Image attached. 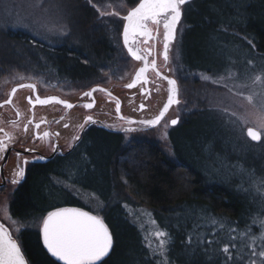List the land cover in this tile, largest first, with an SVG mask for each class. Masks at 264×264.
Segmentation results:
<instances>
[{"label":"trees","instance_id":"1","mask_svg":"<svg viewBox=\"0 0 264 264\" xmlns=\"http://www.w3.org/2000/svg\"><path fill=\"white\" fill-rule=\"evenodd\" d=\"M10 2L17 13L28 8V0ZM47 2L59 6L63 13V21L56 24L59 37L52 41L40 39L38 33L24 27L4 26L0 19V73L22 68L31 47L32 55L36 50L51 51L60 79L68 76L91 80L96 71L108 73L117 67L113 32L118 22L110 16L99 18L97 10L128 7L132 5L130 0H45L44 4ZM182 22V35L173 57L182 84V100L185 95L190 102L193 96L196 103L201 83L215 86L210 79L216 70L232 66L245 71L241 70L245 62L250 64L248 70H254L264 64V0H195L186 5ZM207 108L210 106L183 117L180 128L172 134L171 155L149 140L126 142L120 135L96 132L86 155L77 162L55 166L53 171L46 166L43 174H30L10 199L11 215L24 223H36L35 219L58 208H87L71 188L79 189L77 193L93 192L102 202L100 212L113 234L114 250L105 258V264H142L140 234L122 207L126 203L147 210L158 226L173 221L180 234L187 228L179 219L194 224L197 217L211 215L237 218L244 209L241 199L245 194L223 183L222 176L218 179L212 162L201 166L193 160L215 138H221L217 133L225 126L211 115L202 118L204 123L191 136L184 132ZM39 224L38 228L21 230L17 236L28 264H61L46 253L42 222Z\"/></svg>","mask_w":264,"mask_h":264},{"label":"rangeland","instance_id":"2","mask_svg":"<svg viewBox=\"0 0 264 264\" xmlns=\"http://www.w3.org/2000/svg\"><path fill=\"white\" fill-rule=\"evenodd\" d=\"M44 1L28 0L27 10L21 8L22 12L17 13L13 11L10 0H0V19L5 22L4 26L24 27L30 33L32 31L38 33L40 39L46 41L57 39L60 33L56 24L63 21V13L59 6L56 7L52 2L45 5ZM125 11L122 8L107 6L105 9H98L97 14L99 17H111ZM57 35L58 37H55ZM130 65L129 72L121 75L118 83L127 82L136 63L131 61ZM249 65L245 62L241 69L245 71H238L232 66H229L228 70L225 68L216 70L210 79L215 86L201 83L195 96L196 103L193 102V96L189 102V96L184 95L182 100L180 94L179 105L171 114L182 118L189 117L203 106H210L207 111L203 110L201 116L194 118L189 129L184 130L189 136L194 129H199L204 123L202 118L207 119L211 115L225 126V130L217 133L221 138H215V141L204 148L202 154H197L198 157L194 156L193 160L201 166H205V163L210 165L212 162L211 168L214 166L216 169L214 171L216 173L218 171V179L222 176L220 179L224 181L223 183H227L233 189L238 187L239 191L245 194L241 199V206L244 208L242 213L237 218L213 215L207 218L197 217L194 224L185 218L179 219L180 224L187 228L180 234L178 230L176 231L173 221L158 226L144 208L127 203L122 205L129 220L139 231L140 245L143 249V255L140 256L142 264L144 261V264H249L251 248L255 247L257 251L264 250V139L256 143L245 136V130L250 126L264 135V64H260L254 70L250 68L248 70ZM169 69L170 72L175 71L172 60ZM112 82L108 79L107 84ZM180 89L183 93L181 83ZM128 99V96L124 97V100ZM167 126V121H164L151 131L126 135L125 139L134 135L137 138L140 136L141 139L147 138L161 145L162 149L171 155V147L164 135ZM216 153L218 157L215 156ZM210 154L215 158L211 159ZM63 186L68 187L66 184ZM71 190L75 191L77 198L80 197L82 203L87 206V209L85 208L87 211L103 218L100 212L102 202L93 192L80 190L77 193L79 189ZM57 198L60 200L59 196ZM0 214L5 226L9 227L16 240L21 230L34 226L38 228L41 221L39 217L35 219L36 223L32 224L10 219L5 201L0 205ZM157 232H164L166 235L161 240L156 236ZM209 240L213 242L207 243ZM226 244L235 245L234 248H230L231 259L227 258L229 254L222 251ZM256 260L257 264H261L260 258Z\"/></svg>","mask_w":264,"mask_h":264},{"label":"flooded vegetation","instance_id":"3","mask_svg":"<svg viewBox=\"0 0 264 264\" xmlns=\"http://www.w3.org/2000/svg\"><path fill=\"white\" fill-rule=\"evenodd\" d=\"M194 1L185 0V3L180 6L182 16L175 26L174 40L170 42L167 61L163 59L162 25L158 31L152 32L151 39L142 36L130 37L132 46L139 49L142 54H147L148 48L151 46L153 51L151 55L147 56L148 60L155 58L161 76H167L177 81L178 102L168 109L157 124L167 121V131L164 135L171 149L173 148L172 134L180 128L183 118L171 115L175 107L179 105L181 92L176 71L170 72L169 64L172 60L174 69L173 57L182 35L185 7ZM132 6H124L122 8V10H126L124 13L118 12L117 16H111L116 18L117 25H119L118 29L113 32V47L116 48L117 53V58L115 57L114 60L118 64L111 71L112 73H103L102 70H98L92 75L91 80L90 78L75 80L68 76L60 79L56 76V70H54L51 61V51L36 50L32 55V47L28 50L30 55L27 56L22 68H10L9 72L0 73V140L6 141L9 145L6 160H0V205L4 201L6 202L10 219L23 222L11 215L9 203L12 195L27 181L29 175L36 171H41L43 174V167L46 166L53 171L55 166H61L71 161L77 162L81 156L86 155L88 147L91 146L89 142L96 132L101 131L108 134L111 132L120 135L126 142L134 139L146 141L147 138L141 139L140 136L137 138L136 135L129 139H125V136L145 133L157 127V125L150 126L140 122L155 119L164 108L170 94L167 81L157 77L149 66V71L146 73L149 83L143 86L144 94L141 93V84L139 83L132 89L126 87L134 80L136 71L143 66L141 62L130 56L127 46L123 43V25L126 22L122 17L127 15ZM149 27L153 26L149 25ZM131 61L136 63V67L131 72L129 79L127 82L118 83L120 76L129 72ZM108 79L113 82L107 84ZM28 85H34L35 88L28 87ZM70 87L72 88L70 89ZM93 88L105 91L94 92V107L85 109L83 105L90 103L91 100L84 97L83 93ZM37 95L42 99L57 97L74 107L65 108L62 104L54 101L40 105L35 102ZM125 96H128L129 99L124 100ZM30 97L33 103L29 102ZM7 101L10 103H6ZM117 103H119V111H117ZM141 105H143V109H141ZM89 116L92 117L94 123H85ZM173 119H177L176 125L170 124ZM37 123L41 125L39 130L34 127ZM130 129H135V131H130ZM37 131L40 134L39 138L35 135ZM44 132H48L49 136H43ZM53 145H58L55 152L52 151ZM26 149H31V151H26ZM16 153L21 154L19 159ZM25 160L28 161L26 165L23 164ZM18 165L24 168L25 174L22 178H17L19 183L13 184L11 181L16 178L14 174L18 170ZM76 208L87 211V208L82 206ZM44 217H39L41 218L40 223ZM0 223H4L1 214ZM60 263L62 264V262Z\"/></svg>","mask_w":264,"mask_h":264},{"label":"snow or ice","instance_id":"4","mask_svg":"<svg viewBox=\"0 0 264 264\" xmlns=\"http://www.w3.org/2000/svg\"><path fill=\"white\" fill-rule=\"evenodd\" d=\"M133 5L131 10L122 19L126 23L123 25V43L127 46V52L136 61L143 64L136 73L135 79L131 83H128L126 87L132 89L136 84H141V93L144 94V85L149 81L146 78V73L151 70L155 72L157 77L165 79L169 85V97L167 103L164 105L163 110L152 120L141 121L140 123L154 126L157 125L164 117L168 108L176 101L177 93V81L175 79L168 78L167 76H161V72L157 67L155 58L148 60L147 56L152 54V47L148 48L147 54L132 46L130 37L142 36L151 39L152 32L158 31L160 26L163 27V59L168 60V52L170 42L174 40V29L181 19L182 12L180 6L185 3V0H130ZM149 25L153 27L150 28ZM28 87L35 88L34 85H28ZM96 91H105L104 89L93 88L90 91L83 93L84 97H88L91 102L83 105L85 109H91L94 107L93 94ZM111 95V93H108ZM56 102L62 104L65 108H72L74 105L60 100L57 97L52 98H40L36 96L35 102L40 105H45L50 102ZM29 102L33 103L32 98H29ZM6 103H10L7 101ZM143 109V105H141ZM117 111H119V103H117ZM85 123H94L92 117L86 118ZM177 120H171L172 125H176ZM27 127V126H26ZM34 127L39 130L41 125L35 124ZM67 127V125H65ZM135 131V129H130ZM39 138V132L35 133ZM246 135L252 141H261L264 139V135L257 129H248ZM43 136H49L48 132H44ZM58 145L52 146V151H57ZM9 145L6 141L0 140V160H6ZM31 151V149H26ZM19 159L20 153H16ZM46 159L45 157H41ZM28 161H23V164H27ZM15 177L12 179L13 184L19 183V179L25 174V170L20 165L17 166ZM42 243L46 249V253L50 254L57 261L62 264H105V258L110 255L114 250L113 234L103 218L99 215H94L89 211H84L76 207H64L58 208L54 211L47 213L46 217L42 220ZM166 233L157 232L156 236L161 238ZM215 235V232L213 233ZM190 239V238H189ZM209 240L207 243H212ZM235 245H224L222 251L228 255V259H231L230 248H234ZM256 258H260L261 264H264V250L257 251L255 247L250 250L249 264H257ZM0 264H28L25 254L22 252V248L13 238L9 227H6L4 223H0Z\"/></svg>","mask_w":264,"mask_h":264},{"label":"water","instance_id":"5","mask_svg":"<svg viewBox=\"0 0 264 264\" xmlns=\"http://www.w3.org/2000/svg\"><path fill=\"white\" fill-rule=\"evenodd\" d=\"M169 78H170V77H169ZM134 79H135V78H134ZM171 79H172V78H171ZM165 81H166V80H165ZM177 91H178V88H177ZM169 95H170V94H169ZM169 95H168V97H169ZM168 97H167V100H166L165 104H166L167 101H168ZM176 101L178 102V92L176 93ZM177 102H174L172 105H176ZM172 105H171V106H172ZM171 106H170V107H171ZM170 107H169V108H170ZM169 108H168V109H169ZM162 110H163V109H162ZM162 110H161V111H162ZM161 111H160V112H161ZM160 112H159V113H160ZM159 113H158V115H159ZM175 120H177V119H175ZM170 124H171V122H170ZM171 125H172V124H171ZM250 128H251V129H256V128H254L253 126H250V127L246 128V130H245V136H247V135H246V132H247V130L250 129ZM247 137H248V136H247ZM248 139L251 140L249 137H248ZM251 141H252V140H251ZM253 142H257V141H253ZM41 228H42V225H41ZM41 234H42V233H41ZM53 258H54V257H53ZM54 259H55V258H54ZM55 260H56V259H55ZM56 261H57V260H56ZM57 262H58V261H57Z\"/></svg>","mask_w":264,"mask_h":264}]
</instances>
